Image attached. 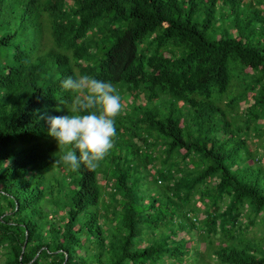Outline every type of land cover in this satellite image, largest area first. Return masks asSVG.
I'll return each instance as SVG.
<instances>
[{
  "label": "trees",
  "instance_id": "trees-1",
  "mask_svg": "<svg viewBox=\"0 0 264 264\" xmlns=\"http://www.w3.org/2000/svg\"><path fill=\"white\" fill-rule=\"evenodd\" d=\"M78 75L124 105L94 171L40 119ZM262 127L264 0H0V264H264Z\"/></svg>",
  "mask_w": 264,
  "mask_h": 264
},
{
  "label": "clouds",
  "instance_id": "clouds-1",
  "mask_svg": "<svg viewBox=\"0 0 264 264\" xmlns=\"http://www.w3.org/2000/svg\"><path fill=\"white\" fill-rule=\"evenodd\" d=\"M61 86L75 94L68 109L72 114L40 116L50 126L48 134L58 142L56 163L73 172L81 165L94 171L114 148L116 120L124 109L121 96L111 81L91 75L68 76Z\"/></svg>",
  "mask_w": 264,
  "mask_h": 264
},
{
  "label": "rangeland",
  "instance_id": "rangeland-1",
  "mask_svg": "<svg viewBox=\"0 0 264 264\" xmlns=\"http://www.w3.org/2000/svg\"><path fill=\"white\" fill-rule=\"evenodd\" d=\"M159 97V94H155L154 95V98H158ZM253 97L252 96H249L248 97V99H246L245 101H242L241 102V104H240V106L238 107V108H240L241 110H244V109H246L248 106H250L251 105V103H253ZM260 132L261 133H264V127H262V129L260 130ZM251 141H253V143L254 144H256V145H258L259 143H264V137H262V138H260V137H257V136H254L253 138H252V140ZM153 170V169H152ZM102 181V183H104V179H101ZM199 204V203H198ZM250 214V213H249ZM254 226H252V229H255L256 227H254ZM193 243L194 242H191V244L190 245H193ZM146 244V242H142V246H144ZM205 247V243H203V242H201V243H199V248H204ZM3 254L2 255H0V258H3ZM160 264H162V263H160Z\"/></svg>",
  "mask_w": 264,
  "mask_h": 264
}]
</instances>
